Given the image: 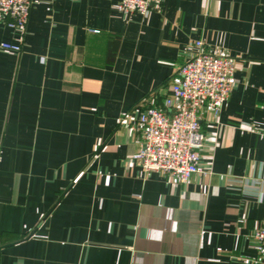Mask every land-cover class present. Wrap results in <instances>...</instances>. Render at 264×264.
<instances>
[{
	"label": "crops",
	"instance_id": "1",
	"mask_svg": "<svg viewBox=\"0 0 264 264\" xmlns=\"http://www.w3.org/2000/svg\"><path fill=\"white\" fill-rule=\"evenodd\" d=\"M33 0L0 22V264H264V0ZM202 41L236 60L185 184L132 160L146 106ZM191 48V49H190ZM131 127L135 131L129 132Z\"/></svg>",
	"mask_w": 264,
	"mask_h": 264
},
{
	"label": "built area",
	"instance_id": "2",
	"mask_svg": "<svg viewBox=\"0 0 264 264\" xmlns=\"http://www.w3.org/2000/svg\"><path fill=\"white\" fill-rule=\"evenodd\" d=\"M33 0H0V22L23 31L28 23ZM163 0H121L114 9L122 14L148 17ZM197 53L171 78L164 108L146 106L138 116L142 133L139 149L132 155L144 172L165 174L185 184L195 175L209 174L201 164L205 135L201 126L204 113L218 116L234 87L236 60L211 54L197 41ZM0 49L19 54L20 45L1 43ZM191 49V48H190ZM135 127H131L132 134ZM256 250L264 261V225L254 234Z\"/></svg>",
	"mask_w": 264,
	"mask_h": 264
}]
</instances>
